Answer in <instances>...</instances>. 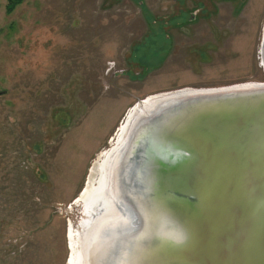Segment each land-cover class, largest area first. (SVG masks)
Instances as JSON below:
<instances>
[{"label": "rangeland", "instance_id": "374dc122", "mask_svg": "<svg viewBox=\"0 0 264 264\" xmlns=\"http://www.w3.org/2000/svg\"><path fill=\"white\" fill-rule=\"evenodd\" d=\"M198 1L171 43L179 1L0 0V264H71L78 199L139 100L264 82V0Z\"/></svg>", "mask_w": 264, "mask_h": 264}, {"label": "water", "instance_id": "95a60500", "mask_svg": "<svg viewBox=\"0 0 264 264\" xmlns=\"http://www.w3.org/2000/svg\"><path fill=\"white\" fill-rule=\"evenodd\" d=\"M136 104L110 158L129 215L111 264H264V82Z\"/></svg>", "mask_w": 264, "mask_h": 264}, {"label": "bare ground", "instance_id": "6f19581e", "mask_svg": "<svg viewBox=\"0 0 264 264\" xmlns=\"http://www.w3.org/2000/svg\"><path fill=\"white\" fill-rule=\"evenodd\" d=\"M260 58L264 67V48L262 46H260ZM139 110L140 105L138 104L129 110L122 128L119 129L115 146L99 156V160L102 162H95L87 187L78 199L82 203L85 217L81 226L82 230L70 229L69 231L71 264H111L114 249L121 250V241L125 237L121 232L125 231L129 224V215L128 213L124 214L125 205H122L124 209L120 211L115 204V200L118 205L121 202L110 158L117 152L120 143L125 139L129 121ZM95 176L97 180H95ZM109 180H111L110 185ZM92 182L96 185L91 186Z\"/></svg>", "mask_w": 264, "mask_h": 264}, {"label": "flooded vegetation", "instance_id": "af4514ba", "mask_svg": "<svg viewBox=\"0 0 264 264\" xmlns=\"http://www.w3.org/2000/svg\"><path fill=\"white\" fill-rule=\"evenodd\" d=\"M173 1H179V5L181 6V8H184V9H182V10H179L178 12L177 11H175V14H177V15H179L181 12L182 13H185L186 14V20H185V18H182V20L180 21L179 20V23H177V24H175L176 26H170L169 25V22H168V19L172 16V15H174L173 13H167V14H165L163 17L164 18H161V22L160 21H158V22H160L161 24L160 25H162L161 27H162V31L163 32H165V34H166V36L170 39V41H171V43H172V41H173V37H172V35H170L169 34V32L166 30V27H169V28H174V29H176V30H181V29H186V31L188 32V30H189V28L187 27V25H190V24H195V23H197V22H199V18L197 17V14H198V12H200V11H198L197 9H192L191 10V8H195L196 6H198V5H200V3H199V1L198 0H190L191 1V5L190 4H188L186 1H182V0H173ZM142 2V1H141ZM186 7V8H185ZM167 12H170V11H167ZM212 12H215V11H203L202 13H204L205 15V17H204V19L206 20V17L208 16H210V14H212ZM236 13H238L237 11H236ZM170 14V15H169ZM157 20H155L154 22H156ZM181 22H183V23H181ZM188 29V30H187ZM172 34V33H171ZM262 68H263V66H262ZM263 73H264V68H263Z\"/></svg>", "mask_w": 264, "mask_h": 264}, {"label": "trees", "instance_id": "16d2710c", "mask_svg": "<svg viewBox=\"0 0 264 264\" xmlns=\"http://www.w3.org/2000/svg\"><path fill=\"white\" fill-rule=\"evenodd\" d=\"M19 2L20 0H9L7 5V11H11Z\"/></svg>", "mask_w": 264, "mask_h": 264}]
</instances>
